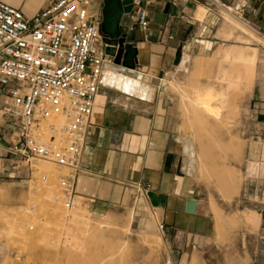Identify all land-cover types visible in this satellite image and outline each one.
Returning a JSON list of instances; mask_svg holds the SVG:
<instances>
[{
	"label": "crops",
	"instance_id": "obj_1",
	"mask_svg": "<svg viewBox=\"0 0 264 264\" xmlns=\"http://www.w3.org/2000/svg\"><path fill=\"white\" fill-rule=\"evenodd\" d=\"M0 1L26 17L44 5V0ZM147 1L150 28L140 29L134 16L120 22L132 47L125 57L109 55L103 66L86 131L84 170L76 176L75 190L95 215L120 218L131 213L132 230L154 231L162 224L161 235L171 253L178 255V263L189 264L193 253L218 248L209 209L214 196L209 197V184L200 178L190 143L180 133L178 107L170 81L166 85L164 79L219 38V7L264 29V0H215L220 5L202 0ZM166 4L164 23H155L154 15L162 13ZM200 4L207 9L202 20L196 17ZM125 82L130 83L126 88ZM14 139L10 120L0 116V207L17 206L21 193L36 183L30 169L28 173L20 169L11 148ZM231 167L239 173L238 186L225 200L243 208L250 200V208L244 209L264 216V140L250 141L244 159ZM227 258L226 263L231 261Z\"/></svg>",
	"mask_w": 264,
	"mask_h": 264
},
{
	"label": "rangeland",
	"instance_id": "obj_2",
	"mask_svg": "<svg viewBox=\"0 0 264 264\" xmlns=\"http://www.w3.org/2000/svg\"><path fill=\"white\" fill-rule=\"evenodd\" d=\"M96 6L93 4L92 9ZM198 11L196 17L202 20L206 11L204 8ZM229 13L237 17L233 10L219 7L217 14L219 26L222 28L221 34H217L219 38L212 39L214 42L206 47V51L191 55L189 62L181 70L170 72L164 80L166 85L170 81L169 89L178 107L180 133L190 143L189 152L194 157L200 178L209 184V197L214 196V200L209 201L214 226L216 211L212 203L217 204L224 221L219 229L216 226L214 228L213 239L218 248L213 247L204 254L193 253L192 257L197 254L199 264H264V216L252 212L253 222H246L244 216L251 212L244 208H250L251 201H245L242 204L244 208L234 204L230 206L227 199L220 196L222 192L216 176L218 171H227L234 181H238L239 173L231 164L237 163L241 157L244 159L250 141L257 140V137L264 140V29L252 27L239 19L243 26L251 30L250 34L245 33L246 31L237 28L229 20ZM126 19L128 17L123 16L120 22L124 24ZM121 27L122 30H127ZM126 43L131 46L127 39ZM229 46L240 47L247 55H254L255 52L253 77L249 85L243 83L239 86L241 94L236 98L237 112L232 119H228L226 126L231 129L217 127V142H240L241 147L239 144L237 147L228 145L229 148L227 145H211V152L216 155L213 161L204 157L195 130H200L205 142L207 134L210 133L208 125L215 123L214 118L185 115L183 103L189 98L192 87L199 84L202 89L212 86L209 90L214 89L213 93L209 92L216 94V88L219 87L217 70L221 66L227 68L231 63L221 62L220 58L219 61L213 55L216 50ZM196 58L213 61L209 66L213 69L194 73L189 80L188 72L193 71V61ZM211 82L218 84L212 85ZM50 122L54 123L57 132L60 131V118L42 122L40 125L46 127ZM221 146H225L227 153L224 147L220 149ZM19 166L25 173L30 169L36 183H30L28 191L21 193L17 206L0 207V264H180L178 255L171 253L172 250L161 235L158 225L154 231L132 230L129 226L131 213L120 218L98 216L86 209L80 199L77 209L68 212L63 205L58 183V176L66 173V169H59L42 161L27 160L24 156L20 157ZM43 175L48 177L46 182L41 180ZM252 203L256 205V202ZM30 207L33 211H29ZM30 225L33 226L32 230L28 228ZM229 256L231 261L226 263ZM191 263L192 258L189 264Z\"/></svg>",
	"mask_w": 264,
	"mask_h": 264
},
{
	"label": "built area",
	"instance_id": "obj_3",
	"mask_svg": "<svg viewBox=\"0 0 264 264\" xmlns=\"http://www.w3.org/2000/svg\"><path fill=\"white\" fill-rule=\"evenodd\" d=\"M104 1L44 0L31 17L0 1V116L15 129L11 148L18 161L24 156L67 170L58 183L68 212L77 209L79 199L84 203L75 190L76 176L84 170L86 131L111 55L102 32ZM125 16H134L143 31L151 26L147 0H131ZM57 118L63 119L58 132L54 123L40 125Z\"/></svg>",
	"mask_w": 264,
	"mask_h": 264
},
{
	"label": "bare ground",
	"instance_id": "obj_4",
	"mask_svg": "<svg viewBox=\"0 0 264 264\" xmlns=\"http://www.w3.org/2000/svg\"><path fill=\"white\" fill-rule=\"evenodd\" d=\"M228 17H229V20H231L237 28L241 29L242 31H246L245 33L250 34L251 30H249L247 27L243 26V24L236 17H234L230 13L228 14ZM213 56L218 57V59L220 58L222 60L221 62L224 61V62L231 63L227 67V68L230 67V69L219 66L220 68H219V70H217L219 72V81H217V82H219V84L216 82L219 85V87L216 88V89H218V91L215 90L216 94H212L214 89L212 88L213 90L210 91L211 90L210 87H212V86L208 85L209 81L206 82V84L208 86L205 87L203 85L205 87L204 89L200 88L201 84L194 86V87H192V89L190 88L191 91H190L189 98L185 100L186 103H183V106L185 107L184 108L185 109L184 112H186L185 115H188V116L192 115L193 117H195L197 115L200 117H212V118H214L215 123H213V124L209 123V125H208V127H209L208 131L211 134L210 133L207 134V140H205V142L203 141L204 135H202L200 130L196 129L195 131H196V134L198 135V137L200 139L201 150H202V153L204 154V157L208 158L209 160L215 161L216 155L212 154V152H211L212 146L211 145H227V147H228V145H236V147L238 146L237 144L240 145V142L236 144L235 141L234 142L232 141L230 143H225V144L222 142H217L216 133H218V128L222 127L223 129H225L226 126H228L227 125L228 119L229 118L232 119V117L234 115H236L235 114L237 112L236 108L238 107V106H236V104H237L236 98L239 97L238 95L241 94V90H240L239 86H240V84L243 85V83L245 85H249L251 83V80L253 77V65H254L253 61H254V57H255V52H254V55L253 54L247 55V54H245V52L243 51L242 48L236 47V46H229L223 50H221V49L216 50V52H214ZM185 59H186V56H184L182 62H184ZM220 59H219V61H220ZM212 62H210V60L208 61V60H204L201 58H196L193 61V71L188 72V75H189L188 79L191 80V77H192V75H194V73H199L201 71L208 70V68ZM106 63H107V61H106ZM210 68H209V70L213 69V68H211V69ZM129 84L130 83L126 84V82H125L124 87L125 88L128 87ZM215 84L212 83V85H215ZM130 87L132 88L131 85H130ZM209 91L212 93H210ZM60 119H61L60 130H61L63 119L62 118H60ZM230 121H232V120H230ZM229 128L227 127L226 130H228ZM213 135H214V137H213ZM221 135H223V134H221ZM223 147L225 149V146H221L220 149L222 150ZM240 147H241V145H240ZM228 148H227V150H228ZM240 150H241V148H240ZM225 151H226V149H225ZM230 151H232V150L230 149ZM226 153H227V151H226ZM224 155L225 154H223V156ZM218 156L219 155H217V157ZM226 156H227V154H226ZM220 158H222L221 155H220ZM216 176L218 177L219 184L221 185V192H222L223 198L229 200L232 197V195L236 192V188L238 186V183L235 182L230 177V175L228 174L227 171H218V172H216ZM210 203H212V202H210ZM211 205L216 211V213H215V226H216V228L219 229L222 226V224L224 223V221L222 219L223 217L221 216V210L218 208V206L216 204L212 203ZM253 218H254V215L252 214V212H251V214L244 216V219L248 223H252ZM224 220H225V218H224ZM229 221L232 222L231 220H229ZM226 222H227V220L225 221V223ZM229 224H227V225H229ZM227 225H225V226H227ZM215 226H214V228H215ZM197 261L199 262L198 255L194 254L192 257V263L191 264H199Z\"/></svg>",
	"mask_w": 264,
	"mask_h": 264
},
{
	"label": "water",
	"instance_id": "obj_5",
	"mask_svg": "<svg viewBox=\"0 0 264 264\" xmlns=\"http://www.w3.org/2000/svg\"><path fill=\"white\" fill-rule=\"evenodd\" d=\"M130 4L131 0H105L103 3L102 32L104 41L109 46V53L116 59L125 57L132 47V44L129 47L126 43V33L120 25V20L128 12ZM167 10L168 4L165 5L162 13L154 15V22L162 25L165 21ZM189 210L192 211V207Z\"/></svg>",
	"mask_w": 264,
	"mask_h": 264
},
{
	"label": "flooded vegetation",
	"instance_id": "obj_6",
	"mask_svg": "<svg viewBox=\"0 0 264 264\" xmlns=\"http://www.w3.org/2000/svg\"><path fill=\"white\" fill-rule=\"evenodd\" d=\"M119 35H120V32H119ZM119 35H118V36H119Z\"/></svg>",
	"mask_w": 264,
	"mask_h": 264
}]
</instances>
